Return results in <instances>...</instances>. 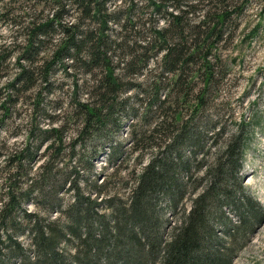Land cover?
I'll use <instances>...</instances> for the list:
<instances>
[{"label": "trees", "instance_id": "16d2710c", "mask_svg": "<svg viewBox=\"0 0 264 264\" xmlns=\"http://www.w3.org/2000/svg\"><path fill=\"white\" fill-rule=\"evenodd\" d=\"M29 1L27 17L9 20L19 40L0 42V72L15 65L0 83V126L31 96L22 145H0V264H232L264 213L240 175L248 121L211 158L195 151L225 132L200 116L224 76L219 42L247 0ZM59 73L71 78L62 111L46 97ZM128 117L129 151L149 155L98 180V152L128 156L115 138Z\"/></svg>", "mask_w": 264, "mask_h": 264}, {"label": "rangeland", "instance_id": "374dc122", "mask_svg": "<svg viewBox=\"0 0 264 264\" xmlns=\"http://www.w3.org/2000/svg\"><path fill=\"white\" fill-rule=\"evenodd\" d=\"M3 3L5 6L1 8ZM29 3V0H0V42L9 45L13 39L19 40L21 28L12 22L9 23V20L12 15L15 19L27 17L26 12L30 13L33 9L27 6ZM228 28H230L229 34L226 35L228 37L220 41L218 46L219 57L225 67L224 76L213 87L204 114L200 116L203 120L206 117L217 118L221 122L218 126L224 127L225 132L217 137L209 135L205 138L203 146L195 151V157L197 159L211 158V154H214L221 146L227 133L242 119L248 121L245 128L248 139L243 152L240 175L243 183L261 202L264 209V0H247L242 13L238 18L233 19ZM7 59L4 70L0 72V83L11 76L15 69L13 56ZM147 71L148 69H144L143 72ZM57 80L63 81L62 86L58 87L56 84L54 90L50 91L46 97L47 99L55 98L57 101L62 99V105L57 106V109L62 111L71 90V78L59 73ZM20 97L11 113L1 122L0 145H3V149L5 146L14 144L22 145L21 142L27 133V121L30 116L28 100L31 96L29 91H26ZM47 103L52 104L53 99L48 100ZM38 115L41 123H45L47 117ZM131 119L128 117L122 129L115 134V138L123 141L125 154L128 153V156L121 162L119 158L108 162L105 159L106 152H98L93 159L95 168L91 172L98 176V180L104 176V172L115 169L124 176L129 175L131 169L138 170L146 161L149 155L148 149L145 150L141 163L136 162L137 150L129 151L130 139L127 124ZM96 141L101 140L96 139ZM103 146L107 149V142ZM2 157L4 156H1L0 161L3 160ZM195 173L197 174L198 170ZM3 181V177L0 176V191L3 189ZM117 185L119 189H123L119 180ZM68 196L69 194L65 193V197ZM189 203L190 200L186 198L183 205L188 206ZM25 205L29 209H37L36 204L29 200L25 202ZM177 209H181V205ZM179 212V210L167 212L166 230L179 219ZM232 264H264V213L248 235L243 247L238 250Z\"/></svg>", "mask_w": 264, "mask_h": 264}]
</instances>
